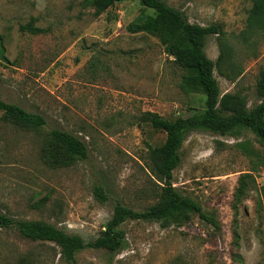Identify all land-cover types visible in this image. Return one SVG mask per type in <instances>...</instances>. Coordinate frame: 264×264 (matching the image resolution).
<instances>
[{"label": "rangeland", "instance_id": "1", "mask_svg": "<svg viewBox=\"0 0 264 264\" xmlns=\"http://www.w3.org/2000/svg\"><path fill=\"white\" fill-rule=\"evenodd\" d=\"M163 1L192 24L222 26L225 35L209 36L205 48L215 64L222 47L230 51L221 65L236 79L214 70L221 94L241 96L249 110L264 102L257 92L264 26L251 18V1ZM94 13L84 0H0L1 98L46 119L42 129H27L0 111V212L86 243L100 236L118 203L142 212L161 199L152 151L166 134L142 122L143 114L175 121L206 108L203 94L182 90L185 72L163 43L128 30L150 10L127 1ZM31 22L40 34L21 30ZM52 130L84 141L87 158L53 166L46 159ZM179 157L174 187L215 214L220 230L197 216L181 227L128 221L124 250L86 249L76 264H264V145L246 130L225 137L192 131ZM0 264L69 263L53 242L0 228Z\"/></svg>", "mask_w": 264, "mask_h": 264}, {"label": "trees", "instance_id": "2", "mask_svg": "<svg viewBox=\"0 0 264 264\" xmlns=\"http://www.w3.org/2000/svg\"><path fill=\"white\" fill-rule=\"evenodd\" d=\"M127 1L139 2L153 13L131 23L128 30L132 34L147 33L157 37L163 43L165 52L185 72L181 82L182 90L186 93L203 94L206 97V108L199 115L175 121L165 120L152 112L143 114L142 122L149 123L155 130L166 134L164 144L152 151L156 162L155 176L163 183L161 199L142 212L118 203L111 220L94 241L86 243L81 237L68 234L45 222L17 221L0 212V228H17L22 236L30 240L53 242L61 249L63 259L69 264H76V255L86 249L106 250L111 254L124 250L128 244L121 226L128 221L158 222L164 227H181L192 216H197L214 230H220L215 214L206 212L199 203L181 195L173 185V172L180 163L179 151L188 133L205 131L225 137L246 130L264 145V102L249 110L241 96L222 95L214 70L217 67L229 80L236 79L227 74V68L222 66L230 60V51L227 46L222 47V54L216 64L205 53L209 36L221 38L225 35L222 26L192 24L184 12L172 8L163 0H84V5L94 9V15L98 17L114 5ZM250 1L253 3L251 18L264 26V0ZM21 30L32 34L42 32L32 22L21 27ZM257 92L264 99V67L260 72ZM0 111L6 122L16 126L40 130L46 125V119L42 115L28 112L16 104L6 103L1 94ZM47 150L46 159L55 167H65L84 160L88 153L84 141L61 130H52ZM246 178L247 175L243 176L242 181ZM98 195L104 198L101 189L98 190ZM172 264L188 263L178 259Z\"/></svg>", "mask_w": 264, "mask_h": 264}]
</instances>
